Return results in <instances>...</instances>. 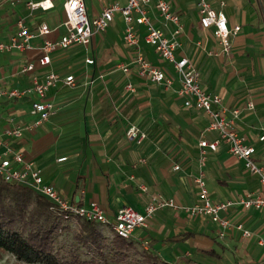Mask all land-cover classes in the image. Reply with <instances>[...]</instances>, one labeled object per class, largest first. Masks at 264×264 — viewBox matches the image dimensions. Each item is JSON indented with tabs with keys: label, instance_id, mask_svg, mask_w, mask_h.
<instances>
[{
	"label": "crops",
	"instance_id": "crops-1",
	"mask_svg": "<svg viewBox=\"0 0 264 264\" xmlns=\"http://www.w3.org/2000/svg\"><path fill=\"white\" fill-rule=\"evenodd\" d=\"M52 1L54 5L47 9H31L26 0L0 6V38L7 39L17 31L21 16L36 32L31 48L0 51V86L28 87L34 76L42 79L49 69L63 77L72 73L77 81L74 85L59 81L50 88L46 98L54 103L56 112L21 136H9L5 129L36 117L32 104L37 94L0 96V138L4 142L0 151L22 152L64 198L82 205L97 201L111 216L124 205L144 211L156 194L181 204L199 202L195 180L200 168L199 140H214L219 134L206 130L209 115L205 110L186 105L184 96L178 94L179 74L146 42V27L138 25L140 49L172 75L171 86L141 76L136 65L129 71L121 67L131 61L136 48L124 44L125 20L120 12L90 43L58 48L51 53L50 64L41 65L38 57L45 36L38 34L40 24L47 22L54 28L48 34L52 39L66 31L64 0ZM113 1L127 2L85 0L88 14L93 17ZM169 1L181 13L184 25L177 57L188 56L201 70L205 88L221 94L227 116L233 115L234 108L241 109L236 128L246 143L255 146L254 159L264 165V0H209L227 15L230 26L241 25L230 38V53L221 52L213 27H201L199 0ZM149 14L157 26L172 34L173 25L165 24L154 3ZM87 57L95 61L87 62ZM30 62L35 68L23 71ZM129 82L134 89L127 86ZM250 100L254 108L248 106ZM132 124L146 131L143 140L127 135ZM230 145L221 140L217 149L209 151L203 166L213 201L240 200L263 191L259 175L245 168ZM61 156L66 158L59 160ZM221 215L232 221L224 235L210 215L192 216L182 208L165 206L148 218L147 225L136 228L131 239L169 264H264V246L259 242L264 238V208L237 203ZM239 221L251 235H243L235 225Z\"/></svg>",
	"mask_w": 264,
	"mask_h": 264
},
{
	"label": "built area",
	"instance_id": "built-area-1",
	"mask_svg": "<svg viewBox=\"0 0 264 264\" xmlns=\"http://www.w3.org/2000/svg\"><path fill=\"white\" fill-rule=\"evenodd\" d=\"M6 1L14 0H0V6ZM26 2L31 9L39 7L47 9L54 5L52 0H26ZM152 3L158 8L165 24L173 25L171 35H168L162 27L157 26L151 18L149 10ZM197 5L201 27L204 29L213 27L214 34L219 38L222 45L221 52L230 53L232 49L230 38L240 30L241 25L230 26L227 15L222 10L216 9L209 0H199ZM63 6L65 11V19L63 21L66 28L65 33L58 39H52L48 37V34L54 29L50 24L43 22L38 28V34L45 36L40 47L41 54L38 57L41 65L50 64L52 60L51 53L58 48H67L74 43H90L95 33L107 29L117 12H120L125 20L124 44L136 48L131 61L121 64L125 71H129L131 65H136L139 74L152 82L164 83L166 86H171L174 82L172 75L163 67L148 59L140 49L141 33L138 25L146 27L144 35L146 42L155 47L163 60L173 64L179 74L180 85L177 89L178 94L184 96L186 105H195L205 110L209 115L206 130H215L219 134V137L214 140L206 137H202L199 140L200 168L195 180L201 199L194 204H181L173 197L156 194L151 197L144 211H140L131 205H124L111 216L97 201H92L89 205H82L64 198L55 184L45 181L43 174L32 159H27L22 152H15L14 155H10L9 148L0 151V175L7 181L30 186L35 191L45 195L52 202V206L66 219L80 217L96 221L110 226L116 234L125 238H131L136 228L147 225L148 218L165 206L177 209L182 208L192 216L199 214L210 215L221 226V235H224L225 229L232 224L228 217L221 215V211H227L233 204L237 203H242L247 208H264V165L254 159L255 146L246 143L244 137L239 134L236 128V120L241 113V109L234 108L233 115L227 116L221 94L205 88L202 83L201 70L188 56L177 57L176 50L180 45L178 36L181 34L184 25L181 13L174 8L173 4L169 0H127L125 4L113 1L93 17L88 14L85 0H64ZM17 24V31L10 35L9 38H0V51L25 50L33 46L31 39L36 35V32L31 30L26 18L24 16L19 17ZM209 52L211 54H219L218 51L214 50H209ZM86 60L93 63L95 58L87 57ZM34 68V62H30L24 65L22 70L30 71ZM59 81L74 85L77 80L72 73L63 77L59 72L49 69L42 79L34 76L32 84L28 87L0 86V96L21 97L32 91L38 96L37 99L33 100L32 104V112L36 114V117L25 124L6 127L5 133L9 136H21L26 130H30L48 120L56 112V108L54 103L46 97L49 89ZM127 86L130 89H134V85L131 82ZM248 106L254 108V101L250 100ZM127 135L130 138H137L138 141H141L146 137L147 133L137 125L132 124L127 129ZM261 139H264V134ZM221 140L230 142L231 152L244 160L245 168L259 175L263 187L262 192L249 193L247 197L240 200L236 198L219 201L212 200L203 166L206 164L209 151L217 149ZM2 144L4 142L0 138V146ZM65 158L66 156H61L59 160ZM179 167L180 164H175V168ZM235 225L242 230L244 236L252 234V231L246 228L243 222H236ZM259 242L264 246L263 237L259 238Z\"/></svg>",
	"mask_w": 264,
	"mask_h": 264
},
{
	"label": "trees",
	"instance_id": "trees-1",
	"mask_svg": "<svg viewBox=\"0 0 264 264\" xmlns=\"http://www.w3.org/2000/svg\"><path fill=\"white\" fill-rule=\"evenodd\" d=\"M64 219L45 195L0 175V251L14 254L17 262L138 264L130 252L137 248L133 239L116 233L110 236L102 231L101 223L84 218L72 230ZM67 230H72V237L64 241L62 235Z\"/></svg>",
	"mask_w": 264,
	"mask_h": 264
},
{
	"label": "rangeland",
	"instance_id": "rangeland-1",
	"mask_svg": "<svg viewBox=\"0 0 264 264\" xmlns=\"http://www.w3.org/2000/svg\"><path fill=\"white\" fill-rule=\"evenodd\" d=\"M53 207V206H52ZM54 208V207H53ZM66 223L70 224L72 227V230L75 229L76 227H79V220H83L80 217H72L69 219H64ZM102 231L110 236L114 237V230L107 225L99 224ZM72 230H67V232H64L62 235V238L64 241L70 240L72 237ZM116 239H121L119 236L116 237ZM136 250L133 249L130 252L134 254L135 256V263L138 264H169L162 260L161 258H157L156 256H153L150 254L146 248L143 245L137 244ZM84 257L89 258V256L84 255ZM130 258V257H129ZM132 259V258H131ZM0 264H39V263H30V262H25V261H20L17 262L16 257L14 254L7 252V251H0Z\"/></svg>",
	"mask_w": 264,
	"mask_h": 264
}]
</instances>
